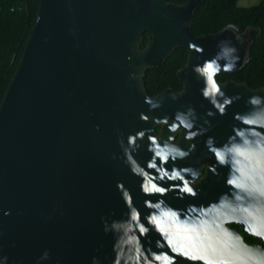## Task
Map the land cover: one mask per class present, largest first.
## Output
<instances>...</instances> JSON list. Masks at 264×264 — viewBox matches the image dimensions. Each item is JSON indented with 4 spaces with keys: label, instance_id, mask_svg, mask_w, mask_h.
I'll use <instances>...</instances> for the list:
<instances>
[{
    "label": "water",
    "instance_id": "95a60500",
    "mask_svg": "<svg viewBox=\"0 0 264 264\" xmlns=\"http://www.w3.org/2000/svg\"><path fill=\"white\" fill-rule=\"evenodd\" d=\"M206 1L177 5L170 0H40L35 28L0 109V208L12 212L11 216L0 212V245L8 264H91L93 256L110 264L113 238L104 234L101 218L115 213L112 219H121L127 211L117 182L131 190L143 214L149 211L144 200L157 199L142 194V181L124 164L118 143L121 135L127 142L129 134L156 127L142 121L141 112L174 118L178 110L193 106L200 117L198 126L205 119L215 125L207 135L218 143L231 133L233 114L247 110L245 101L254 94L251 87L218 81L227 84L223 87L229 96L239 93L244 99L230 107L227 116L208 117V110L215 109L202 97L203 81L192 68L218 51L219 40L231 38L242 58L247 52L248 61L221 75L243 71L261 32L239 30L242 45L224 29L195 36L194 15ZM146 33L152 40L143 48ZM189 41L204 47L203 57L189 52ZM180 49L188 52L187 64L178 74L180 91L185 83L186 91L177 100L171 98L177 90L159 94L162 107L150 111L144 102L149 95L145 77ZM132 73L140 74V79L130 80ZM259 89L264 87L253 90ZM258 94L264 96V91ZM163 127H157V135ZM169 134L166 126L162 139ZM206 139L198 138L193 156L178 162L181 167L205 164L201 179L208 174V164L215 163L206 155ZM143 143L145 149L136 158L146 166L151 153L146 138ZM190 143L182 139L180 146L187 149ZM197 158L202 159L199 165L194 163ZM221 171L226 174L227 169ZM198 187L203 189L199 200L180 201L174 194L165 199L183 208L207 203L226 190L223 180L217 182L211 173ZM152 239L154 247V233ZM45 250L51 259L39 261Z\"/></svg>",
    "mask_w": 264,
    "mask_h": 264
},
{
    "label": "clouds",
    "instance_id": "9594fccd",
    "mask_svg": "<svg viewBox=\"0 0 264 264\" xmlns=\"http://www.w3.org/2000/svg\"><path fill=\"white\" fill-rule=\"evenodd\" d=\"M229 31L242 45L244 37L237 26L227 25L224 32ZM72 34H76L75 28ZM187 47L190 53L201 57L205 54L204 47L195 42L189 41ZM217 49L213 56L192 68L203 81L202 97L215 109L206 113L213 118L217 114L227 116L228 109L244 99L239 93L229 96L223 87L227 84L221 85L217 77L236 71L238 65L242 67L248 61L247 52L242 58L231 38L219 40ZM129 79L138 80L140 74L132 73ZM249 90L254 94L245 101L247 110L233 114L235 123L222 143L215 136L207 135L215 127L211 121L205 119L198 126L200 117L193 106H188L186 111L178 110L174 118L150 117L141 112L140 119L156 127L129 134L127 142L120 136L118 143L124 164L141 179L142 194L157 199L144 200V207L149 211L143 214L131 190L123 182H117L127 211L121 219H112L115 213L101 218L104 234L113 238L110 264H178V260L187 264H264V96L258 94L264 89ZM185 91L186 83L184 91H173L171 98L177 100ZM160 96H145L144 102L150 111L162 107ZM158 126H164L162 134L167 126L170 134L166 139L156 134ZM178 133L182 135L177 142ZM205 136L206 155L215 161L208 164V174L215 176L217 182L223 180L226 190L207 203L174 207L165 199L170 194L180 201L201 198L203 189L198 186L208 176L201 179L205 164L202 168L181 167L178 162L189 160L197 151L198 138ZM145 138L151 158L143 166L136 157L145 149ZM182 139L192 142L187 149L180 146ZM116 158L114 155L113 159ZM194 163L199 165L202 159L197 158ZM221 169H227L226 174ZM0 212L3 216L12 214L10 209L0 208ZM153 233L157 237L154 247ZM246 237L253 238L254 242L250 243ZM8 259L0 245V264H8ZM38 259L50 260L51 254L45 250ZM91 264H101V260L93 256Z\"/></svg>",
    "mask_w": 264,
    "mask_h": 264
},
{
    "label": "trees",
    "instance_id": "16d2710c",
    "mask_svg": "<svg viewBox=\"0 0 264 264\" xmlns=\"http://www.w3.org/2000/svg\"><path fill=\"white\" fill-rule=\"evenodd\" d=\"M170 2L183 5L186 0ZM39 9L40 0H0V109L35 28ZM229 24L236 25L241 32L258 29L261 36L255 42L247 67L235 74L220 75L218 81L245 83L253 89L264 87V1L257 6L240 7L238 0H207L194 15L192 27L195 36L200 37L217 34ZM151 40L146 33L142 47ZM187 60V50L180 49L164 66L148 71L145 77L148 94L182 90L178 74Z\"/></svg>",
    "mask_w": 264,
    "mask_h": 264
},
{
    "label": "rangeland",
    "instance_id": "374dc122",
    "mask_svg": "<svg viewBox=\"0 0 264 264\" xmlns=\"http://www.w3.org/2000/svg\"><path fill=\"white\" fill-rule=\"evenodd\" d=\"M264 0H238V6L240 7H252L257 6Z\"/></svg>",
    "mask_w": 264,
    "mask_h": 264
},
{
    "label": "flooded vegetation",
    "instance_id": "af4514ba",
    "mask_svg": "<svg viewBox=\"0 0 264 264\" xmlns=\"http://www.w3.org/2000/svg\"><path fill=\"white\" fill-rule=\"evenodd\" d=\"M246 239H247L250 243L254 242V241H253V238H251V237H246Z\"/></svg>",
    "mask_w": 264,
    "mask_h": 264
}]
</instances>
